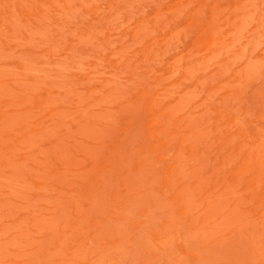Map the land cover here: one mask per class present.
<instances>
[{"label":"rangeland","instance_id":"obj_1","mask_svg":"<svg viewBox=\"0 0 264 264\" xmlns=\"http://www.w3.org/2000/svg\"><path fill=\"white\" fill-rule=\"evenodd\" d=\"M0 264H264V0H0Z\"/></svg>","mask_w":264,"mask_h":264}]
</instances>
